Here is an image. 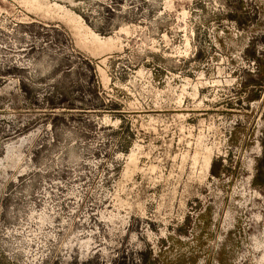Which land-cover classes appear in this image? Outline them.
Segmentation results:
<instances>
[{"label": "rangeland", "instance_id": "374dc122", "mask_svg": "<svg viewBox=\"0 0 264 264\" xmlns=\"http://www.w3.org/2000/svg\"><path fill=\"white\" fill-rule=\"evenodd\" d=\"M0 264H264V0H0Z\"/></svg>", "mask_w": 264, "mask_h": 264}]
</instances>
